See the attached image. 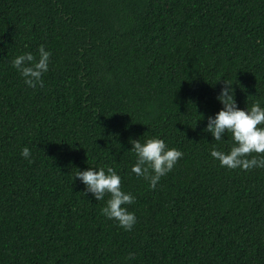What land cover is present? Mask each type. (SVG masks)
I'll list each match as a JSON object with an SVG mask.
<instances>
[{
	"label": "trees",
	"instance_id": "obj_1",
	"mask_svg": "<svg viewBox=\"0 0 264 264\" xmlns=\"http://www.w3.org/2000/svg\"><path fill=\"white\" fill-rule=\"evenodd\" d=\"M40 45L29 88L10 61ZM223 80L264 106V0H0V264H264V168L220 167L231 134L202 131ZM153 136L183 152L155 189L130 172ZM104 166L131 231L73 181Z\"/></svg>",
	"mask_w": 264,
	"mask_h": 264
},
{
	"label": "clouds",
	"instance_id": "obj_2",
	"mask_svg": "<svg viewBox=\"0 0 264 264\" xmlns=\"http://www.w3.org/2000/svg\"><path fill=\"white\" fill-rule=\"evenodd\" d=\"M50 56L51 52L46 51L44 45H40L38 57H34L31 52H25L15 55L10 63L25 85L29 88L42 87V77L49 71ZM216 100L222 108L214 117H207L206 127L202 131L209 133L216 142H221L230 133L232 145L227 152L213 146L210 157L218 161L220 167L230 170L264 168V155H260L264 154V106L255 101L250 107L238 108L234 85L227 80H223ZM129 143L130 152L135 156L130 172L147 181L152 189H155L161 178L171 172L177 161L183 157L182 151L167 147L163 139L155 136L145 138L143 142L140 139H130ZM20 155L31 162L29 148L21 149ZM74 180L83 184L84 195L90 193L96 201L104 200L107 195L108 199L101 208V214L108 220H114L123 230H132L136 217L126 206L133 204L135 197L122 190L121 177L112 167H87L84 171L77 170ZM133 258L130 254L129 259Z\"/></svg>",
	"mask_w": 264,
	"mask_h": 264
}]
</instances>
